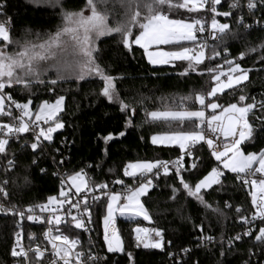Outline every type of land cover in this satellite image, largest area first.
<instances>
[{
	"label": "snow or ice",
	"instance_id": "6c2138e0",
	"mask_svg": "<svg viewBox=\"0 0 264 264\" xmlns=\"http://www.w3.org/2000/svg\"><path fill=\"white\" fill-rule=\"evenodd\" d=\"M34 4H44L53 9H59L61 24L54 32L40 34L36 33L34 38L23 40L13 38L11 34V18L0 21V117L9 118L8 122L0 121V154L7 156V146L13 138L19 139L25 133H32L30 145L25 143L36 152L44 141L52 142L53 133L63 128L59 120V114L63 111L65 97L58 96L54 102L42 101L35 109L32 108L33 99L29 95L25 102L14 98L13 92L17 87L29 90L35 84L56 85L58 81L67 78H74L77 81L85 80L87 77L95 76L103 82L100 95L110 103H118L121 112L135 114L136 109L130 103L121 99L114 77L107 73L106 69L97 61L99 48L97 42L106 36L118 34L120 42L128 51H132L133 45H138L144 50L148 62L152 65H167L174 61H185L187 67L181 75H188L190 72H199V66L205 65V61H214L221 57L218 49L224 45L225 40L232 33L229 23H221L217 16L231 17L233 9L246 8L253 13L258 7L264 8V0H246L241 4L240 0H233L229 4V11H218L217 6L221 0H85L84 6L78 11H69L63 7V0H32ZM6 5L0 4V15H4ZM117 9H122L119 20H115ZM185 10L187 13H199L202 10L211 12V22L207 23L202 18H173L169 13H177ZM110 19L114 23L110 24ZM236 24L242 25L248 30L252 25L245 23L244 16H235ZM264 20L254 21L261 24ZM207 32V36L204 34ZM28 37L33 34L26 30ZM191 44L192 46H187ZM171 45L173 50H162L159 46ZM257 48L264 49V42L257 47L249 48V52L257 51ZM223 65L215 63L214 66L205 65L208 73H211L213 82L210 90H201L194 95L181 98L178 110L165 108V110L145 111L147 120L152 122H176L181 126L180 130L164 132L153 135V145H178L181 155L176 160L163 161H135L124 166L123 176L139 178L138 186H125L123 192L109 191L106 183L94 182L91 177L81 169L61 180V190L58 196H49L47 202L29 206L27 209L17 210L15 205L5 208L0 205V212L11 213L19 216L21 221L27 218L28 221L46 223L51 226L43 232V238L47 246L51 248L53 256L50 264H99L102 259L91 252L87 254L82 250L81 242L77 237L67 235L62 231V226L69 231L81 229L89 231L87 225L91 223V211L88 203V193L100 192L107 197L106 215L103 216L104 242L109 253L123 252L121 237L116 228V216L143 217L151 221L141 197L148 194L153 187L151 177L159 178L161 173L169 176L173 171L179 181V185L189 197L194 198L205 209L224 216V213L217 207L213 208L204 197L208 189L214 185L222 186V177H225V170L236 174V179L242 181L243 185L250 188L248 195L251 197V206L255 210L248 215H238V221L245 225L243 233H237L229 238L231 247L235 241L244 237H252L260 245L264 246V148L258 152H245L242 146L252 143L260 133H264V97L257 100L255 97H248L241 94L237 102L220 103L222 94L228 89L235 90L245 81L249 80V72L241 66L236 58L228 59L227 47L223 48ZM245 52L239 54V60H244ZM264 64V55L260 57ZM224 65L227 68H224ZM174 66V65H173ZM54 72V79L45 80L44 77ZM54 91L53 88L48 89ZM163 99V98H162ZM193 101L200 105L199 109L192 110L184 106V101ZM15 110V115L13 114ZM210 114L206 115V111ZM261 114L255 116V112ZM250 115L259 120L258 127L254 121H250ZM48 125L47 128L41 126ZM131 118L126 119L125 126H130ZM188 124L193 125L191 130H184ZM121 131L119 136H124ZM110 133L104 137L105 142L112 140ZM227 141V143H223ZM203 142L210 150V154L219 162L217 166L199 179L194 186L190 184L182 172L189 171L185 167L184 158L193 156V148ZM196 159H199L197 157ZM63 161H60L62 163ZM33 164L36 160L33 159ZM9 168L14 166L13 159H7ZM198 165L194 161L191 169ZM43 172L44 169H41ZM55 175V173H54ZM6 184L7 181H4ZM115 184H124L122 179L113 181ZM75 189L74 195L78 199L73 202L70 192ZM180 189L173 187V199ZM0 197L7 199L8 192L5 187L0 186ZM92 199L99 200L100 196L93 195ZM68 205L65 211L64 206ZM83 206V207H82ZM225 207L231 205L225 202ZM40 213H48L46 217L37 215L35 209ZM72 209H76L73 214ZM242 207L237 206V214L242 212ZM87 217V219H85ZM257 222H259L257 224ZM201 228V243L207 241L212 243L214 237L203 234ZM254 229H257L254 231ZM136 246L143 245L144 248H163V235L157 228L136 227ZM16 240L10 251L13 258H21L24 264H33L29 259L32 253L35 264H41L48 247L40 245L25 248L21 242V233H15ZM33 240V236L28 237ZM261 249H257L260 251ZM189 252L190 249H182ZM171 255V254H170ZM221 255H225L222 251ZM252 249H249V256H253ZM132 260V254L128 253ZM107 264V261H104ZM245 264H251V260ZM264 264V261H258Z\"/></svg>",
	"mask_w": 264,
	"mask_h": 264
},
{
	"label": "trees",
	"instance_id": "16d2710c",
	"mask_svg": "<svg viewBox=\"0 0 264 264\" xmlns=\"http://www.w3.org/2000/svg\"><path fill=\"white\" fill-rule=\"evenodd\" d=\"M6 5L4 15L0 21L11 18V34L13 38H34L36 33L46 34L54 32L61 24L59 9L47 5H36L32 0H1ZM85 0H63V7L69 11H78L84 6ZM230 0L222 1L218 11H229ZM234 15L230 19L217 17L221 23H229L232 33L218 50L221 57L214 61H205V65H223V48L227 47V58H236L241 66L251 69L249 80L235 90L228 89L222 94L220 103L237 102L241 94L255 97L260 100L264 97V64L260 57L264 49L257 48L255 52L248 49L257 47L264 42V22L256 24L254 21L264 20V8L258 7L253 13L243 9H233ZM122 9H117L115 20H119ZM203 19L211 22V12L204 10ZM243 15L245 23L252 25L248 30L236 24L235 16ZM173 18H199L194 13L180 10L169 13ZM202 15V14H201ZM201 18V17H200ZM114 23L110 19V24ZM26 30L33 36L28 37ZM120 36L113 34L102 37L97 46V61L108 74L118 77L116 81L121 99L132 104L135 114L120 111L118 103H110L100 95L103 82L95 76L77 81L67 78L58 81L56 85L35 84L30 91L17 87L12 93L18 101L25 102L31 96L32 108L35 109L42 101H53L63 95L64 108L59 114L63 129L54 133L52 142H45L36 152L25 143L32 142L30 134H24L20 139H13L7 146V156L0 154V186L5 187L8 198L0 197V204L15 205L20 209H27L47 201L49 196H55L60 190V178L56 175L59 168L65 169L68 176L84 170L94 182L106 183L109 191H118L125 186L136 187L139 178L123 176L124 166L135 161H172L181 155L179 146L153 145L151 137L169 131L180 130L176 122H152L146 119L145 111L178 110L181 98L194 95L201 90H210L213 82L211 73L200 65L199 72H190L181 75L187 67L185 61H175L172 64L153 66L148 62L144 50L137 45L132 51L125 49L120 42ZM245 52L244 60H239V54ZM174 65V66H173ZM226 69L227 66L224 65ZM55 73L49 74L45 80L54 79ZM49 88L54 91L49 92ZM163 98V99H162ZM184 106L192 110L200 105L193 101H184ZM259 111L255 116H259ZM250 115V121L258 127L259 120ZM131 118V125L125 126L126 119ZM7 119V118H6ZM5 120V119H4ZM9 120V119H7ZM193 125L188 124L184 130H191ZM123 131L124 136H119ZM112 134L113 139L105 142L104 137ZM264 148V133H260L252 143H246L242 150L258 152ZM199 157V159H196ZM7 159L14 160V166L9 168ZM33 159L36 163L33 164ZM60 161H63L60 163ZM196 162L198 167L191 169L190 165ZM185 167L189 171L182 172L185 179L194 184L206 175L212 167L218 165L211 156L207 146L201 142L193 148V156L184 158ZM41 169H44L42 172ZM55 173V175H54ZM236 174L227 172L222 179V186L214 185L204 193L205 200L213 208H219L224 216L205 209L194 198L189 197L179 185L174 169L169 176L162 173L159 178L151 177L153 187L148 194L142 197L151 221L142 218L117 217V231L121 237L124 251L109 253L107 250V264H258L264 260V246L252 237L235 241L229 246V238L243 230L244 225L238 221V215H248L255 210L251 206L250 188H246L242 181L237 180ZM122 179L124 184L115 185L113 181ZM4 181H7L5 184ZM180 189L173 199L172 188ZM98 193V192H95ZM225 202L231 205L225 207ZM107 197L101 195L93 205L94 225L96 236L102 240L104 233L103 216L106 215ZM237 206L242 212L237 214ZM17 218L0 212V264H24L21 258H13L10 251L15 242V233L18 232ZM203 234L214 237L212 243H201ZM157 228L163 235V248H144L136 246L133 229L136 227ZM254 255L249 256V249ZM182 249H190L184 252ZM257 249H261L257 251ZM224 251L225 255H221ZM132 254V260L128 258ZM171 254V255H170Z\"/></svg>",
	"mask_w": 264,
	"mask_h": 264
},
{
	"label": "built area",
	"instance_id": "2783aa9c",
	"mask_svg": "<svg viewBox=\"0 0 264 264\" xmlns=\"http://www.w3.org/2000/svg\"><path fill=\"white\" fill-rule=\"evenodd\" d=\"M222 1H226V0H221ZM233 2V0H230ZM240 3L243 4V3H246V0H240ZM0 4H2L1 0H0ZM245 10H247L246 8H244ZM237 10V9H235ZM234 11V10H233ZM248 11V10H247ZM255 21H258V19H256ZM205 36H207V32L204 34ZM13 114L15 115V110L13 109ZM7 117H0V121H3V122H8L9 118ZM5 119V120H4ZM41 126L42 127H45L47 128L48 125H44L43 122H41ZM63 128L61 129H58L57 131H61ZM56 131V132H57ZM26 134V133H25ZM31 135L32 137V133H28ZM24 135V134H23ZM53 136H54V133H53ZM13 139H16V138H13ZM12 139V140H13ZM20 139V138H19ZM45 142H48V141H44L43 144ZM223 143H227V141H223ZM206 145V144H205ZM207 146V145H206ZM210 151V150H209ZM226 173V171H225ZM56 175L60 178V188H61V180H65V186L66 187H70V185L67 183V177H68V174L67 172L65 171V169L63 168H59L56 172ZM224 177H222L223 179ZM246 188H249V187H246ZM124 189H119L118 191L119 192H123ZM60 192V190H59ZM75 193V189H72V191L70 192V196L73 200V202H75L78 197H76L74 195ZM59 193L55 196H58ZM88 203H89V206H90V211H91V223H89L87 225L88 229H90L89 231H84V230H81V229H73L72 231H69L68 229H65L63 228L62 226V231H64L65 234L67 235H70L72 237H77L80 242H81V245H82V248L81 249H78V250H82L84 253H85V259L87 257V254L89 252H91L93 255H98L99 257H101L102 259L100 260L99 264H104V261H108V255H107V245L105 244V246L102 245V243L99 241V239L97 238V234H96V230H95V225H94V216H93V205L95 204L96 201L98 200H94L92 199V196L93 195H97V196H101L99 195V192L98 193H88ZM47 201H45L44 203H46ZM43 204V203H42ZM2 205L3 207L5 208H8V207H11L12 205H9V204H0ZM17 210H20V211H23L25 209H20L18 208L17 206H15ZM83 207V206H82ZM68 209V205L66 204L64 206V210L66 211ZM72 212L73 214H76V209H72ZM35 213L37 215H43L44 217H46L48 215V213H43L41 214L39 209L36 208L35 209ZM8 215H11V216H15L17 218V221H16V225L17 227L19 228L18 229V232L21 233V242L23 244V246L27 249L29 248V246H32V247H35L36 245H40L42 248L46 247L47 246V241L44 240L43 238V232L45 230H47L49 226L46 221L45 223L41 224L39 222H33V221H28L26 216L25 218L21 221L20 217L19 216H16V215H13L11 213H6ZM85 219H87V217H85ZM259 222H257L258 224ZM245 225L243 227V230L240 232L241 234L243 233L244 229H245ZM257 229H254V231H256ZM33 236L34 239L33 240H29V236ZM244 238H249V237H244ZM15 240H16V237H15ZM102 240L104 242V233H103V237H102ZM214 241V240H213ZM241 241V240H240ZM207 241L203 242V243H206ZM105 243V242H104ZM48 247V251L46 252L45 256L43 257L42 261H41V264H50V262L52 261L53 259V256L51 254V248L50 246H47ZM29 259L33 262V264H35V259L32 255V253H29ZM264 261V260H263Z\"/></svg>",
	"mask_w": 264,
	"mask_h": 264
},
{
	"label": "rangeland",
	"instance_id": "374dc122",
	"mask_svg": "<svg viewBox=\"0 0 264 264\" xmlns=\"http://www.w3.org/2000/svg\"><path fill=\"white\" fill-rule=\"evenodd\" d=\"M37 5V4H36ZM185 11V10H184ZM204 10H202L201 12H199V13H194L195 15H198V17L200 18H204L205 16L203 15V12ZM202 14V15H201ZM220 22V21H219ZM138 46V45H137ZM187 46H192L191 44H188ZM160 47V49H162V50H165V51H168V50H173V46H171V45H161V46H159ZM147 57V56H146ZM175 62V61H174ZM168 65V64H167ZM153 66H161V65H153ZM52 73V72H51ZM50 74V73H49ZM49 74L47 75V76H45L44 77V79L46 78V77H48L49 76ZM49 102H54V100L53 101H49ZM63 108H64V106H63ZM200 108V106L198 107V108H196V109H199ZM196 109H194V110H196ZM208 114H210V110H208V111H206V115H208ZM154 135H157V134H154ZM153 136V135H152ZM166 146H175V145H166ZM178 146V145H177ZM245 154H247V153H245ZM225 171H227V170H225ZM62 187V186H61ZM60 190H61V188H60ZM119 192V191H118ZM99 195H101V193L99 192ZM141 200H142V197H141ZM3 204V203H2ZM4 204H6V203H4ZM117 217H127V218H142L143 219V217H129V216H127V215H125V216H120L119 214H117V216H116V221H117ZM103 226H104V224H103ZM116 226H117V223H116ZM140 227H144V226H140ZM134 235H135V233H134ZM117 253H122V252H117Z\"/></svg>",
	"mask_w": 264,
	"mask_h": 264
},
{
	"label": "water",
	"instance_id": "95a60500",
	"mask_svg": "<svg viewBox=\"0 0 264 264\" xmlns=\"http://www.w3.org/2000/svg\"><path fill=\"white\" fill-rule=\"evenodd\" d=\"M217 17H221V18H225V19H230V17H223V16H217ZM115 185H119V184H115Z\"/></svg>",
	"mask_w": 264,
	"mask_h": 264
}]
</instances>
